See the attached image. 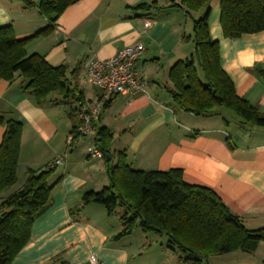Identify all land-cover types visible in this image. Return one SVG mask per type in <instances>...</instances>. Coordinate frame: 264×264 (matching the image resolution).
<instances>
[{
    "label": "crops",
    "instance_id": "obj_1",
    "mask_svg": "<svg viewBox=\"0 0 264 264\" xmlns=\"http://www.w3.org/2000/svg\"><path fill=\"white\" fill-rule=\"evenodd\" d=\"M29 1L27 6L22 0H0V27L10 26L18 40L29 39L28 56L37 54L53 66H65L67 84L83 102L92 104L99 94L88 83L84 65L109 59L137 42L146 48L136 67L147 87L135 97L117 96L95 122L96 133L106 128L113 135L108 165L88 157L86 148L94 137L69 143V111L76 114L77 102L55 96L56 102L37 107L19 75L12 82L0 81V113L24 126L18 175L63 158L50 180H59L51 206L35 221L28 244L12 264H53L58 256L68 264H91L92 254L99 264H127V237L114 239L123 229L119 216H109L95 203L83 207L85 193L110 186L108 168L117 165L118 152L135 170H182L185 182L212 189L248 229L264 228V128L244 125L222 109L208 116L186 113L167 92L171 68L194 51L186 40L193 35V20L184 10L169 0H81L60 16L51 33L34 37L49 22L39 12L40 0ZM153 2L160 8L133 9ZM210 6V33L220 44L224 71L237 94L264 112V80L257 73L264 70V31L225 38L219 0ZM146 20L152 21L150 27H145ZM5 130L0 126V145ZM76 209L81 211L72 214ZM253 257L264 264V242Z\"/></svg>",
    "mask_w": 264,
    "mask_h": 264
},
{
    "label": "trees",
    "instance_id": "obj_2",
    "mask_svg": "<svg viewBox=\"0 0 264 264\" xmlns=\"http://www.w3.org/2000/svg\"><path fill=\"white\" fill-rule=\"evenodd\" d=\"M27 6L29 0H22ZM81 0H40L39 12L48 26L34 35L51 33L60 16ZM193 20V35L186 37L194 51L185 61L170 70L171 86L167 92L186 113L212 115L220 109L235 115L244 125L264 128V112L237 94L234 83L221 65L220 44L210 33L211 2L214 0H169ZM220 24L225 38L235 39L264 31V0H219ZM157 2L142 3L138 11L159 9ZM198 16V17H196ZM16 39L10 26L0 27V81L22 78V88L37 107L56 102L55 96L73 103L83 98L67 84V68L53 66L45 57L27 55V41ZM264 80V70H257ZM72 133H76L75 109L69 111ZM6 130L0 145V195L18 183V165L24 126L0 113V126ZM113 135L101 128L95 142L109 165ZM231 148L232 145L227 141ZM116 166H109L110 186L83 195V207L92 203L105 207L109 216L118 215L122 231L120 240L143 233L165 235L168 243L182 253L180 262L201 264L204 260L242 251L253 255L264 242V228L250 230L210 188L192 185L184 180L183 171H142L133 169L125 154L118 152ZM55 168L47 166L26 171L24 185L7 198H0V264H12L28 244L35 221L50 208L52 193L59 182L50 184ZM81 209L72 211L77 214ZM53 264H68L63 256Z\"/></svg>",
    "mask_w": 264,
    "mask_h": 264
},
{
    "label": "built area",
    "instance_id": "obj_3",
    "mask_svg": "<svg viewBox=\"0 0 264 264\" xmlns=\"http://www.w3.org/2000/svg\"><path fill=\"white\" fill-rule=\"evenodd\" d=\"M151 24V20H146L145 27H150ZM145 52L144 44L137 42L120 49L109 59H94L84 65L88 83L99 92L94 103L78 102L76 107V133L79 137H94L86 148L89 158H105L95 142V122L99 119L102 110L119 95L131 94L135 97L146 91L147 81L136 67ZM74 140L75 134L72 133L69 136V143ZM62 164L61 157L47 164V167L53 169ZM90 262L99 264L94 254L90 256Z\"/></svg>",
    "mask_w": 264,
    "mask_h": 264
},
{
    "label": "rangeland",
    "instance_id": "obj_4",
    "mask_svg": "<svg viewBox=\"0 0 264 264\" xmlns=\"http://www.w3.org/2000/svg\"><path fill=\"white\" fill-rule=\"evenodd\" d=\"M223 112L232 114L226 110ZM233 116L236 117L235 115ZM25 181L26 174L20 171L18 183L4 191L0 195V198H7L18 191ZM124 246L130 251L127 264H184L180 262L182 253L168 243L165 235L155 232L143 233L137 228L133 235L125 239ZM201 264H263V262L260 257H253V255L243 253L242 251H236L222 256L210 257Z\"/></svg>",
    "mask_w": 264,
    "mask_h": 264
}]
</instances>
